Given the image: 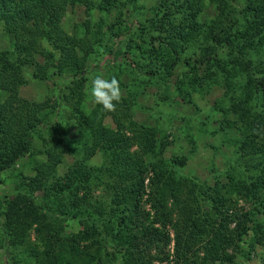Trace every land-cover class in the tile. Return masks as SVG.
Masks as SVG:
<instances>
[{"label":"trees","instance_id":"1","mask_svg":"<svg viewBox=\"0 0 264 264\" xmlns=\"http://www.w3.org/2000/svg\"><path fill=\"white\" fill-rule=\"evenodd\" d=\"M74 7L85 18L67 33L63 20ZM0 29L11 39L0 50V174L19 177L0 199V249L11 264H165L170 231L174 264H237L245 236L241 257L256 254L264 264V0H0ZM98 48L122 53L136 89H161L175 77L174 92L189 104L216 86L224 118L244 126L257 114L260 128L235 144L238 158L254 163L208 186L181 175L180 159L166 162L156 128L133 120L141 91L129 90L116 112L97 104L86 111L87 67ZM109 65L108 79L120 82L123 64ZM32 80L54 83L59 95L22 98ZM41 125L48 136L37 149ZM68 145L72 162L60 176ZM25 158L31 176L17 173ZM95 187L104 200H94ZM242 199L251 211L236 208ZM67 221L81 229L67 232Z\"/></svg>","mask_w":264,"mask_h":264},{"label":"rangeland","instance_id":"2","mask_svg":"<svg viewBox=\"0 0 264 264\" xmlns=\"http://www.w3.org/2000/svg\"><path fill=\"white\" fill-rule=\"evenodd\" d=\"M84 18V11L81 8H69L63 20L64 30L67 33H72L74 25L82 22ZM108 28L109 25L105 27V30ZM9 49H11V39L0 29V50ZM121 56V52L117 53L116 57H110L104 55L102 48L94 50L87 67L86 111H89L95 105L90 94L93 78L102 75L108 79L112 75L109 61L122 63L123 71L119 74L120 83L122 84V98L128 97L127 92L129 90L142 92L137 96L136 104L133 107V120L139 124L156 128L158 144H160V141L164 142V160L169 162L173 159H180L182 164L178 165L176 169L181 175L194 178L208 186H213L217 180L223 183L227 182V177L231 175L232 168L239 170L240 167L244 168V162L254 163V160L251 159H247V161L240 160L236 155L237 147L235 144L260 128L261 118L257 114L251 115L250 120L244 126L241 125L237 117L228 116L224 118L221 110L217 108H225L224 105L219 103L223 92L216 86H212L206 91L194 93L193 103L189 104L174 92L172 84L175 77L168 86H163V89H160L159 85L153 82H146L136 89L130 86L131 79L127 75L133 65L129 66L126 61H122ZM58 83L61 84L60 81ZM58 89L59 87L50 81L32 80L20 89V96L30 101H43L48 96L54 99L56 95H59ZM4 96V93H0V100ZM242 111L246 113L245 108H242ZM226 121L234 123L235 130L228 128L220 130V127L224 126ZM105 123L109 126L112 125L110 118H107ZM39 130L40 133L34 138V146L37 149L41 148L42 137L47 138L48 136L45 125H41ZM71 162L72 156L68 145L65 153V163L59 166L58 175L63 176ZM91 162L94 166H99L101 163L100 155H96ZM18 172H22L26 176L32 175L28 159H22L17 163ZM248 173L246 174L248 175ZM0 178L2 179L0 180V199L3 200L4 197L11 195L15 185L19 182V177L13 176V173H4L0 174ZM253 179H258L256 174H254ZM68 189L70 192L74 191L72 186H68ZM93 198L94 200L105 199L100 187L94 188ZM236 203V208L240 213L249 212L253 209L252 203L243 199L238 200ZM80 229L81 227L76 221L65 222L67 232H77ZM170 239L171 242L165 250L170 255V259L165 264H174L175 261L173 258L174 241L172 231H170ZM248 239V236L244 237L236 262L237 264H260L259 257L256 254H251L248 260L241 257L249 250L247 246ZM0 264H11L4 249H0Z\"/></svg>","mask_w":264,"mask_h":264},{"label":"clouds","instance_id":"3","mask_svg":"<svg viewBox=\"0 0 264 264\" xmlns=\"http://www.w3.org/2000/svg\"><path fill=\"white\" fill-rule=\"evenodd\" d=\"M90 94L95 104L102 106L105 112H116L122 100L120 82L116 77L106 79L97 75L91 81Z\"/></svg>","mask_w":264,"mask_h":264}]
</instances>
